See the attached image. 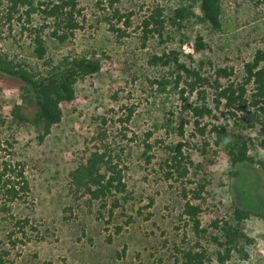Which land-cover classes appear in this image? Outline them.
I'll return each instance as SVG.
<instances>
[{
	"label": "rangeland",
	"instance_id": "rangeland-1",
	"mask_svg": "<svg viewBox=\"0 0 264 264\" xmlns=\"http://www.w3.org/2000/svg\"><path fill=\"white\" fill-rule=\"evenodd\" d=\"M33 2L34 8L21 1L0 0V52L39 74L80 56L101 58L102 69L78 80L76 98L62 104L63 118L44 140L34 125L16 116L18 105L26 112L34 109L24 83L0 75V171L5 159L25 162L31 192L27 201L13 204V212L19 218L30 217L33 224L23 236L14 224L17 219L1 209L0 192V254L10 249L0 264H174L175 245L191 247L197 241L207 247L209 264H264V168L258 162L233 166L227 150L213 139L204 152V138L192 134L193 118L183 108L181 87L160 83L172 69L150 61L153 53L182 48L193 53L194 64L205 60L215 66H234L232 79H241L246 61L264 47V1L222 0L220 29L194 17L181 30L168 24L166 40L155 36L146 44L141 25L152 9L160 6L170 17L177 7L193 5L202 15L201 0H78L79 27L63 42L52 34L57 25L54 17L43 11L59 0ZM118 9L126 15L122 19ZM33 27L44 29V58L35 52ZM198 35L208 45L202 51L195 50ZM206 69L213 71L209 64ZM212 99L210 94L213 104ZM216 113L218 118L205 119L209 128L226 123ZM183 121L185 138L178 134ZM245 133L255 136L256 128ZM181 139L189 143L186 149L195 164L191 179L206 181L202 219L209 232L204 237L195 235L179 218L185 203L182 189L196 183L164 178L166 144ZM146 140L155 144L151 164L144 157ZM97 149L113 153L128 185L127 192L108 198L122 203L110 222L111 204L90 200L71 181V171ZM251 154L257 161L264 160V149L256 140ZM236 207L251 211L244 225L253 241L247 245L248 257L236 253L222 263L217 255L220 246L211 239V234L221 232L212 222L233 218ZM129 215L134 220L127 224ZM117 225H124L120 233ZM12 231H16L11 238L17 239L16 245L9 238Z\"/></svg>",
	"mask_w": 264,
	"mask_h": 264
},
{
	"label": "trees",
	"instance_id": "trees-1",
	"mask_svg": "<svg viewBox=\"0 0 264 264\" xmlns=\"http://www.w3.org/2000/svg\"><path fill=\"white\" fill-rule=\"evenodd\" d=\"M18 1L34 8L33 0H14V3L17 4ZM221 1L201 0L202 15L196 13L193 5L177 7L170 17L165 15L162 7H155L142 21L144 43L146 44L151 37L155 36L166 40L168 24L181 30L194 17L209 24L213 29H220L222 27ZM78 4V0H59L52 7L43 9L54 17L57 25L54 26L52 34L62 42L69 38V33H73L79 27L76 15V11L79 10ZM116 13L121 19L126 16L120 13L119 9ZM130 18V16L127 17V24L130 23L128 21ZM43 30L38 27L31 29L32 33L34 32L35 52L39 58H44L47 54V41ZM116 30L123 35L126 34L122 28ZM207 46L204 37L198 35L195 50L202 51ZM150 61L156 66L172 69L170 75L164 76L160 83L174 84L176 88L181 87L183 108L192 114L193 118L194 132L192 134L204 138V152L213 139L217 145L227 150L233 166L245 162H258L264 168V160L257 161L251 154V145L255 140L264 149V47L257 49L252 59L246 61L241 79H232L236 74L234 66H215L211 61L205 60L194 64L196 58L193 53H186L182 48H169L162 53H153ZM207 64L213 71H207ZM101 69V58L80 56L67 59L47 74H39L15 63L8 55L0 52V75L21 80L26 90V98H29L34 106L33 110L26 112L22 105H18L16 116L20 121L34 125L41 140L51 133L55 124L61 122L64 112L62 104L76 98L78 80L97 73ZM225 79L227 81H224ZM192 94H196L197 98L190 99ZM210 94H213L214 105L211 103ZM216 110L223 115L226 123H214L209 128L210 124L205 119L218 118ZM250 127L256 128L255 136L246 135L245 130ZM178 134L185 138L186 122L183 121L180 124ZM188 144L184 139L166 144L169 155L163 161L162 168L165 171L164 178L167 180H186L189 183H196L194 187L185 185L182 189L185 203L179 218L192 229L195 235L204 237L209 232L202 219L206 181L202 179L193 181L190 177L195 164L186 149ZM154 145L148 140L145 141L144 157L147 164H151L155 158V153L151 152ZM1 168V209L17 219L15 226L19 225L23 236H27L26 227L28 225L33 227L30 217L19 218L13 212V204L20 200L27 201L31 192L26 164L21 160L10 158L3 161ZM70 174L74 189L78 193L88 195L90 200H101L104 206L111 204L110 218L107 221L110 222L116 208L122 203L119 198L113 202H109L108 198L115 192L125 193L128 190L124 168L115 161L113 153L108 150H94L86 161L74 168ZM198 199L200 201H197ZM250 215V210L236 207L233 218L215 219L212 222V226L221 232V235L211 234V239L220 246L217 253L220 262L225 263L236 253L244 257L249 256L247 245L253 241V238L246 231L244 222ZM133 220L134 217L129 215L126 223L129 224ZM123 229L124 225L116 226L117 233ZM15 232L12 231L9 236L13 245L17 244V239H11ZM187 235L186 230L185 237ZM174 251V264H209L211 260L207 247L200 241L191 247L175 245ZM8 254L10 249H3L0 262H5V255Z\"/></svg>",
	"mask_w": 264,
	"mask_h": 264
}]
</instances>
